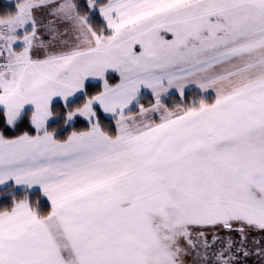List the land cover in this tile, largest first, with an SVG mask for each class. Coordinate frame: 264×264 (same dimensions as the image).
I'll list each match as a JSON object with an SVG mask.
<instances>
[{
    "label": "snow or ice",
    "instance_id": "snow-or-ice-1",
    "mask_svg": "<svg viewBox=\"0 0 264 264\" xmlns=\"http://www.w3.org/2000/svg\"><path fill=\"white\" fill-rule=\"evenodd\" d=\"M0 127V264H264V0H15Z\"/></svg>",
    "mask_w": 264,
    "mask_h": 264
},
{
    "label": "trees",
    "instance_id": "trees-1",
    "mask_svg": "<svg viewBox=\"0 0 264 264\" xmlns=\"http://www.w3.org/2000/svg\"><path fill=\"white\" fill-rule=\"evenodd\" d=\"M14 3H15V1H13V0H0V13H4L6 11L12 10L14 7ZM83 3H84V0H81L82 5H83ZM93 23L98 25V26L101 25L100 18L98 16L94 17ZM109 80H110V82L115 83L118 80V75H116V74L110 75ZM87 83H88L89 92H95L96 90H98L102 86L101 83L98 81H93V82L90 81ZM201 96H204L209 101H211L213 99V97L211 95H207V94L203 95L197 89L191 88V89L185 90V95L183 98L180 97L179 93H171L165 99V103L171 106L173 104L180 103L182 99L188 103H191V101L193 99L198 100L199 98H201ZM151 101H152V97L147 93H143L140 102L146 106ZM75 102L79 103V99H77ZM62 105H63V101H59L58 103H56L55 107H56L57 112L61 111ZM136 110H137L136 108H133L134 112ZM100 119H101L102 124L106 128H109L110 130L114 128L113 119L111 117H107V116L103 115L102 113H100ZM62 124H63V122L59 121V125H62ZM51 127L57 128L60 136L64 137L72 130L83 129L84 127H86V123L83 121V118H79L77 121L73 122L71 127H58L57 123H53L51 125ZM0 130H2V127H0ZM24 130H29V125H28L27 121L22 122L20 127L17 128L15 131L9 130L7 132V135H10V136L15 135L18 132L24 131ZM9 190H11V189H9ZM16 194H17V196H23L25 193H24L23 189H19V190H17ZM28 194H29L30 198L34 201L41 198L40 192L35 191V190L30 191ZM9 200H10V197L5 198L3 195V190L0 189V206H4V205L8 204ZM42 205L44 206L45 209L47 208V204L43 200H42Z\"/></svg>",
    "mask_w": 264,
    "mask_h": 264
},
{
    "label": "crops",
    "instance_id": "crops-1",
    "mask_svg": "<svg viewBox=\"0 0 264 264\" xmlns=\"http://www.w3.org/2000/svg\"><path fill=\"white\" fill-rule=\"evenodd\" d=\"M13 1H15V0H13ZM118 75V74H117ZM89 81H94V79H90ZM88 81V82H89ZM116 82H118V80L116 81ZM115 82V83H116ZM191 88H194V89H197L201 94H203V95H211L212 97H214V93L212 92V90H209L207 93H204V92H201V90L200 89H198V87L197 86H195V85H188L187 87H186V89H191ZM185 89V90H186ZM142 92L143 93H147V94H149L150 96H151V93H150V90L149 89H143L142 90ZM171 93H178V91L177 90H175V89H172V90H170V94ZM152 97V96H151ZM60 101H62V100H60ZM148 105H146V107H147ZM101 113L103 114V115H105V116H107V117H111L109 114H105V113H103L102 111H101ZM113 123H115L114 122V120H113ZM35 191H37V190H35ZM39 192V191H38Z\"/></svg>",
    "mask_w": 264,
    "mask_h": 264
},
{
    "label": "rangeland",
    "instance_id": "rangeland-1",
    "mask_svg": "<svg viewBox=\"0 0 264 264\" xmlns=\"http://www.w3.org/2000/svg\"><path fill=\"white\" fill-rule=\"evenodd\" d=\"M116 75H117V74H116ZM94 81H97V80L94 79ZM89 82H90V81H89ZM92 82H93V81H92ZM213 99H214V97H213ZM249 264H256V258H255V257L252 258V260H250Z\"/></svg>",
    "mask_w": 264,
    "mask_h": 264
}]
</instances>
